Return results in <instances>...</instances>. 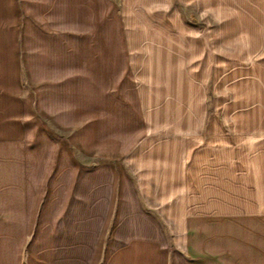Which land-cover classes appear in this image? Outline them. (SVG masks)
I'll return each mask as SVG.
<instances>
[{
	"label": "crops",
	"instance_id": "1",
	"mask_svg": "<svg viewBox=\"0 0 264 264\" xmlns=\"http://www.w3.org/2000/svg\"><path fill=\"white\" fill-rule=\"evenodd\" d=\"M0 264H264V0H0Z\"/></svg>",
	"mask_w": 264,
	"mask_h": 264
},
{
	"label": "rangeland",
	"instance_id": "2",
	"mask_svg": "<svg viewBox=\"0 0 264 264\" xmlns=\"http://www.w3.org/2000/svg\"><path fill=\"white\" fill-rule=\"evenodd\" d=\"M206 92H207L206 105L210 106L211 105V97H210L209 87L207 88Z\"/></svg>",
	"mask_w": 264,
	"mask_h": 264
}]
</instances>
